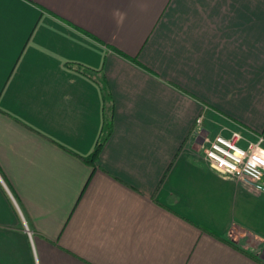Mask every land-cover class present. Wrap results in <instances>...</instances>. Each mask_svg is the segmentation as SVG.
Here are the masks:
<instances>
[{"label": "crops", "instance_id": "obj_1", "mask_svg": "<svg viewBox=\"0 0 264 264\" xmlns=\"http://www.w3.org/2000/svg\"><path fill=\"white\" fill-rule=\"evenodd\" d=\"M232 132L264 0H0V264H264V193L202 152Z\"/></svg>", "mask_w": 264, "mask_h": 264}, {"label": "built area", "instance_id": "obj_2", "mask_svg": "<svg viewBox=\"0 0 264 264\" xmlns=\"http://www.w3.org/2000/svg\"><path fill=\"white\" fill-rule=\"evenodd\" d=\"M242 140L239 132H232L229 137H205L201 141L202 152L212 170L231 175L248 191L264 193V135H257L245 145H241Z\"/></svg>", "mask_w": 264, "mask_h": 264}, {"label": "trees", "instance_id": "obj_3", "mask_svg": "<svg viewBox=\"0 0 264 264\" xmlns=\"http://www.w3.org/2000/svg\"><path fill=\"white\" fill-rule=\"evenodd\" d=\"M105 88V87H104ZM103 88V89H104ZM105 93H104V98L107 100L110 98V95L108 93V90L104 89ZM111 131V126H110V122L107 121L105 124H104V127H103V131H102V134L100 136V138L98 139V142L96 144V147L94 149V151L92 152V156L91 158L93 159L98 153H99V150L101 148V146L103 145V143L105 142V140L107 139V136L109 135Z\"/></svg>", "mask_w": 264, "mask_h": 264}]
</instances>
